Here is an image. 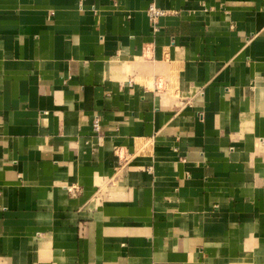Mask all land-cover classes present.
I'll list each match as a JSON object with an SVG mask.
<instances>
[{"label":"crops","instance_id":"0c3cea01","mask_svg":"<svg viewBox=\"0 0 264 264\" xmlns=\"http://www.w3.org/2000/svg\"><path fill=\"white\" fill-rule=\"evenodd\" d=\"M0 264H264V0H0Z\"/></svg>","mask_w":264,"mask_h":264},{"label":"built area","instance_id":"2783aa9c","mask_svg":"<svg viewBox=\"0 0 264 264\" xmlns=\"http://www.w3.org/2000/svg\"><path fill=\"white\" fill-rule=\"evenodd\" d=\"M147 11H148V15L150 19L153 22H156L158 18L165 13V11L162 8L158 7L155 3H150ZM93 127L96 131H99V132L101 131V124H100L99 119L94 120Z\"/></svg>","mask_w":264,"mask_h":264}]
</instances>
